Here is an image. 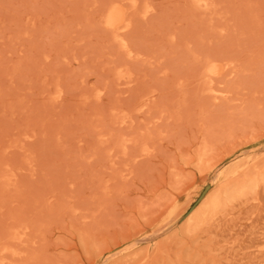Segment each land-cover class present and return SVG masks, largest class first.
I'll return each mask as SVG.
<instances>
[{
    "label": "rangeland",
    "instance_id": "374dc122",
    "mask_svg": "<svg viewBox=\"0 0 264 264\" xmlns=\"http://www.w3.org/2000/svg\"><path fill=\"white\" fill-rule=\"evenodd\" d=\"M0 264H264V0H0Z\"/></svg>",
    "mask_w": 264,
    "mask_h": 264
},
{
    "label": "bare ground",
    "instance_id": "6f19581e",
    "mask_svg": "<svg viewBox=\"0 0 264 264\" xmlns=\"http://www.w3.org/2000/svg\"><path fill=\"white\" fill-rule=\"evenodd\" d=\"M117 17H118V13H117L116 11H111V12L108 14V16H107V20H106V21H107L108 24L111 25V24H113V23L116 21ZM214 69H215V68H214ZM214 205H215L214 202H212V203H211V206L215 207L216 205H215V206H214ZM213 207H212V208H213ZM202 214H203V213H202Z\"/></svg>",
    "mask_w": 264,
    "mask_h": 264
}]
</instances>
